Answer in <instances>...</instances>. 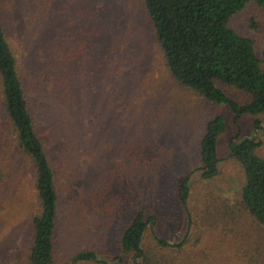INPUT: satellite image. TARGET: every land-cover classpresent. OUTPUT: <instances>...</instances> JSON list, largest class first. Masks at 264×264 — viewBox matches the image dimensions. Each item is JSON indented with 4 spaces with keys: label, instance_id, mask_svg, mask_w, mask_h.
<instances>
[{
    "label": "trees",
    "instance_id": "1",
    "mask_svg": "<svg viewBox=\"0 0 264 264\" xmlns=\"http://www.w3.org/2000/svg\"><path fill=\"white\" fill-rule=\"evenodd\" d=\"M141 1L165 67L180 88L211 106L228 110L232 125L236 126L244 115L264 119V51L259 53L254 40L231 25L232 19L250 5L264 10V0ZM31 23L22 24L25 34ZM56 24L38 21V37L33 42L43 49V69L53 77L48 94L56 107L49 109L50 115L65 122L70 143L78 144L83 151L90 149L91 157L90 142H81V136L101 126L104 128L100 133H106L109 118L113 125L132 119L125 129L130 139L137 136L140 143H127L121 155H117L116 148L111 151V159L104 156L102 170L95 175L97 183L83 186L84 206H79L80 213L88 215L89 221L94 219L95 231L107 234L99 237L103 242L99 246L92 240H80L76 246L63 247L66 240L62 239L57 164L52 161L53 153L42 137L44 133L38 131L24 84L21 55L7 34L0 0V193L7 185L24 180L26 171L31 172L36 204L23 238L28 264L98 262L99 255H109L119 263L131 257L138 264H167L173 260L168 258L170 252H179L186 244H198L195 233L201 225L206 230L219 226L228 230L247 216L264 229V160L258 155L261 144L255 137L237 136L229 142L228 152L244 176L239 199L214 196L207 201L205 196L199 207L188 214V236L175 246L159 238L153 227L158 215L167 212L164 207L168 203L188 213L192 174L200 172L203 180L217 175V144L226 132L227 120L219 113L193 126L187 116L171 112L162 116L165 110L155 108V98L147 99V108L142 112L146 116H117L112 109L122 105L128 88L117 90L128 86L133 91L135 84L129 80L133 79L130 75L123 81L113 79L111 86L106 82L121 67V61L112 60V51L104 52L100 45V24L93 33L82 31L80 41H64V51L57 35L61 26ZM256 26L253 17L248 27L253 30ZM102 30L105 31L103 27ZM68 67L70 72L65 71ZM89 86H95V94L102 98L96 99ZM227 89L242 93L246 102L231 97ZM90 117L95 122L85 125ZM254 128L262 129L259 120ZM54 135L55 140L60 139V130ZM106 148L98 147L100 151ZM112 179L121 183L115 195ZM151 210L154 212L148 214ZM107 239L109 245H104Z\"/></svg>",
    "mask_w": 264,
    "mask_h": 264
},
{
    "label": "rangeland",
    "instance_id": "2",
    "mask_svg": "<svg viewBox=\"0 0 264 264\" xmlns=\"http://www.w3.org/2000/svg\"><path fill=\"white\" fill-rule=\"evenodd\" d=\"M1 7L7 34L12 38L13 47L19 50L21 55L24 84L31 97L38 131L41 134L44 133L42 137L47 142L48 150L53 153L52 161L55 165L57 164L61 225L64 227L62 239L66 240L63 247L71 244L76 246L80 240H92V243L98 242L99 246L103 242L99 237L107 234L95 231L94 219L89 221L88 215L84 216L82 211L80 213L79 206H84L83 186H94L97 183L95 175L102 170L100 163L104 156L111 159L113 158L111 151L116 148L117 155H121L127 143L140 142L137 136L130 139L131 134L125 129L128 122L133 121L132 119H123L113 125L109 118L106 133H100L104 128L101 126L81 136L83 137L81 142H90L92 157L90 149L83 151L78 144L70 143V137L64 131L65 122L49 113V109L56 107L53 97L48 94L53 77L43 69L45 57L43 49L33 45L38 37L36 31L39 28L35 26L38 21L44 24L57 23L56 25L61 26L57 35L63 41L61 46L63 51L66 49L64 41L67 42L70 38L73 39L72 41H80L83 38L82 31L93 33L100 24L99 39L102 42L100 45L103 44L104 52L112 51L110 53L112 60L121 61V67L114 71L106 82L111 86L113 79L126 80L130 75L133 79L129 80L135 84L133 91L128 86H120L117 90L123 91L128 88L122 105H116L112 109L117 116H146L142 112H145L147 99L150 98H155V108L165 110L162 116H169L170 112L171 115L175 113V116H187L193 120V126L203 122L207 116L219 113L225 116L227 129L217 144L219 160L217 175L210 180H203L200 172L192 174L188 213L183 208L168 203V206L164 207L167 208V212L164 215H158L153 227V231L159 238L167 239L170 245L175 246L188 236V214H192L193 210L199 207L200 200L203 201L205 196L208 198L207 201L214 196L224 200L239 199L244 185V176L239 164L229 156L228 145L237 136L239 138L255 137L261 144L258 155L264 160V119L244 115L236 126L232 125L228 110L211 106L180 88L165 67L141 0H1ZM253 17L256 19L257 26L256 29L251 30L248 26ZM28 21L33 23L26 35L21 26ZM231 25L239 33L251 37L259 53L264 51V10L250 5L232 19ZM91 52L93 58L94 48ZM87 68H89V62ZM70 70L71 68L68 67L65 71L70 72ZM79 73V77L82 78L84 73L81 69ZM96 83L95 81L93 84ZM89 87L96 99L102 98L95 94V86ZM114 91L113 94L116 95V89ZM226 91L240 103L246 102L242 93L233 89ZM258 120L262 129L256 131L254 123ZM94 122L95 118L90 117L85 125ZM56 130H60V139L57 140L54 135ZM98 147H107L108 150L100 151ZM110 181H113L112 189L116 187L112 192L115 195L119 192L121 183H118L116 179ZM210 194L213 196L208 197ZM35 204V191L30 171H26L24 180L20 179L2 189L0 193V264H28L23 238L25 224L30 212L34 211ZM151 212L154 210L149 211L148 214ZM71 216L74 221L70 218ZM195 235L199 236L198 244L196 246L186 244L179 252H170L168 258L173 260H168L167 264H264V229L251 222L247 216L239 219L237 224H231L228 230H223L220 226L206 230L201 225ZM108 240H105L104 245H109ZM74 251L78 250L75 248ZM74 264L138 263L131 257L119 263L109 255H99L98 262L79 261Z\"/></svg>",
    "mask_w": 264,
    "mask_h": 264
}]
</instances>
